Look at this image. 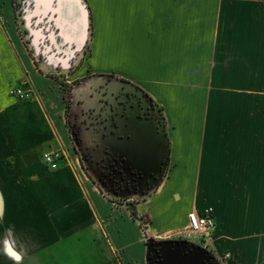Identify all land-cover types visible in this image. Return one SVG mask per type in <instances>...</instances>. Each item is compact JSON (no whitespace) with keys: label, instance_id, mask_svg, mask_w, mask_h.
<instances>
[{"label":"crops","instance_id":"1","mask_svg":"<svg viewBox=\"0 0 264 264\" xmlns=\"http://www.w3.org/2000/svg\"><path fill=\"white\" fill-rule=\"evenodd\" d=\"M243 1L0 0V264H149V239L184 235L188 213L207 207L223 263L264 264V139L235 124L233 90L218 91L242 71L224 55L243 71L264 63V1ZM64 71L81 117L108 77L161 107L167 167L137 217L87 170ZM61 150L57 167L45 161Z\"/></svg>","mask_w":264,"mask_h":264},{"label":"flooded vegetation","instance_id":"2","mask_svg":"<svg viewBox=\"0 0 264 264\" xmlns=\"http://www.w3.org/2000/svg\"><path fill=\"white\" fill-rule=\"evenodd\" d=\"M90 96L92 101L83 105L77 124L83 141L78 138L76 142L87 170L114 196L150 192L167 167L166 158L154 156V147L149 144L159 139L158 129L163 128L157 105L141 89L112 77L98 83ZM190 245H184V250L197 261L198 251ZM169 248L152 245L149 264H158ZM207 251L208 257L198 264H221Z\"/></svg>","mask_w":264,"mask_h":264},{"label":"rangeland","instance_id":"3","mask_svg":"<svg viewBox=\"0 0 264 264\" xmlns=\"http://www.w3.org/2000/svg\"><path fill=\"white\" fill-rule=\"evenodd\" d=\"M205 4L209 6V1ZM264 1V0H263ZM235 11H243L244 8V1L243 0H234ZM259 4V0H248L247 6L250 5H257ZM204 12L206 11V8L204 7ZM91 27V26H89ZM92 29V28H91ZM59 55V54H57ZM61 55V54H60ZM65 56V55H64ZM63 55L60 56V58L64 57ZM59 57V56H58ZM72 58L73 56H65L64 58ZM224 59L233 60L235 61L234 68H238L242 71H235V77H234V85L235 87L233 89H230V83H232V80L228 79L225 76L220 81L219 89L220 91V98L223 99L228 95L227 91L233 90V93L237 95V99H239V104H237V111L238 116L235 120V124H238L240 120L243 122H246L247 124V130L248 133H254V131L259 132V137L257 140L262 142L264 139V63L261 64H255V68L258 67V70L256 71H243V65H238L236 63V60L238 61L237 56H223ZM261 58L264 59L262 56ZM52 59H56V57H52ZM261 60V62L263 61ZM71 67H75L71 66ZM248 67V66H247ZM224 69H228L226 66ZM57 78L62 84V90L64 93V97L66 99V112L65 117L67 118L68 124H69V131L71 130V136L74 138L75 142H77L78 138L79 140H82L81 131L78 129V122H79V110L76 106H73V102L71 99V96L74 91V86L78 81H72L73 77L70 76V72H58L56 73ZM95 76L93 80H91L92 85L96 84L99 80L103 79L101 77ZM30 97V96H29ZM75 107V108H73ZM161 108V107H160ZM160 108H157V111L161 114L162 117V110ZM74 126H76V131L74 129ZM75 131V132H74ZM253 137H256V135H253ZM83 141V140H82ZM78 146H81L79 143ZM62 156H64V152L61 150ZM146 193L144 194H135L130 197H117L116 202L119 204L129 203V206L131 208V212L133 209H136V202L140 201L143 197H145ZM126 200V201H123ZM137 210V209H136ZM144 220H147L145 217H143ZM188 230V229H186ZM180 237L177 238H183V234H179ZM213 245V244H212ZM219 255V254H218ZM220 256V255H219ZM221 262V261H220ZM222 263V262H221Z\"/></svg>","mask_w":264,"mask_h":264},{"label":"built area","instance_id":"4","mask_svg":"<svg viewBox=\"0 0 264 264\" xmlns=\"http://www.w3.org/2000/svg\"><path fill=\"white\" fill-rule=\"evenodd\" d=\"M13 93L17 94L21 98H27L30 96V93L23 91L21 88H15L12 90ZM62 157L60 151L46 152L44 154L45 161L50 164L52 167H57V161ZM215 228V221L212 216V208L207 207L202 214H198L195 210L188 213V224L186 226V233L183 235L182 239L187 240L188 242L199 245L205 250H209L215 255L218 261L221 264L226 258L227 254L223 257L219 256L215 249L213 248V230Z\"/></svg>","mask_w":264,"mask_h":264},{"label":"water","instance_id":"5","mask_svg":"<svg viewBox=\"0 0 264 264\" xmlns=\"http://www.w3.org/2000/svg\"><path fill=\"white\" fill-rule=\"evenodd\" d=\"M158 134H160V137L158 140H150L149 144H151L154 148H153V154L154 156L160 154L162 155L163 158H166V165H167V157H168V142H167V138H166V134L163 131V128H159L158 129ZM162 135V136H161ZM148 144V145H149ZM157 145V146H156ZM177 243L180 246H178L179 248H177V244L171 245V243ZM148 245H149V254L151 251V247L152 245H157V246H167L169 249L167 250V254L163 255L162 260L158 262V264H198L201 259H205L208 257V251L205 250L204 248L200 247V246H196L194 244H189V242L185 239H167V240H162L160 242H157L154 239H149L148 241ZM187 246L190 245L191 249H196L198 251L197 254V261L195 256H193V254H187V252H185L184 247L183 246ZM182 247V248H181ZM148 259L150 260L149 256ZM198 262V263H197Z\"/></svg>","mask_w":264,"mask_h":264},{"label":"trees","instance_id":"6","mask_svg":"<svg viewBox=\"0 0 264 264\" xmlns=\"http://www.w3.org/2000/svg\"><path fill=\"white\" fill-rule=\"evenodd\" d=\"M65 102H66V99H65ZM132 215H133L134 217H137V210H136V209H133V210H132Z\"/></svg>","mask_w":264,"mask_h":264}]
</instances>
